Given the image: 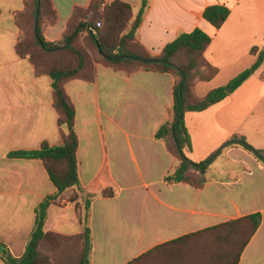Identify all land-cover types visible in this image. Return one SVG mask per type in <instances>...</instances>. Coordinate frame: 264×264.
<instances>
[{
  "label": "crops",
  "instance_id": "obj_1",
  "mask_svg": "<svg viewBox=\"0 0 264 264\" xmlns=\"http://www.w3.org/2000/svg\"><path fill=\"white\" fill-rule=\"evenodd\" d=\"M24 1L0 0V242L15 258L25 251L36 208L56 188L40 160L10 153L62 142L50 77L37 75L32 64L15 52L19 37L15 15L23 11ZM91 1L51 0L56 21L43 29L45 40L61 39L73 10L87 8ZM119 1L129 4L134 13L141 5V0ZM210 5L230 11L219 29L203 18ZM195 28L210 37L204 58L218 68L211 80L195 81L193 92L200 98L249 67L256 57L252 47L264 50V0H148L138 41L157 56L178 35ZM263 81L252 74L221 102L185 114L191 142L186 155L191 161H205L233 135L247 141L255 124L246 123L245 90ZM174 83L170 73L126 74L100 62H95L92 81L65 83L75 108L81 191L73 203L56 200L49 205L43 230L81 234L77 206L84 213L83 201L88 198L90 263L126 264L158 244L259 213L260 225L238 264H264V164L251 153L239 146L219 151L203 173L201 188L165 181L176 160L155 133L169 116ZM100 185L111 186L114 196H100ZM0 264H5L1 258Z\"/></svg>",
  "mask_w": 264,
  "mask_h": 264
},
{
  "label": "trees",
  "instance_id": "obj_2",
  "mask_svg": "<svg viewBox=\"0 0 264 264\" xmlns=\"http://www.w3.org/2000/svg\"><path fill=\"white\" fill-rule=\"evenodd\" d=\"M24 5L23 11L15 15L19 29L15 52L32 64L37 75L50 77L53 107L62 142L53 146L42 143L35 150L10 153L12 157L40 160L56 192L36 208L35 225L20 258L13 257L7 246L0 242V258L5 264H55L56 261L59 264H91L88 198L83 201L84 213L77 206L83 223L81 234L67 236L46 232L43 225L52 202L66 200L73 203L81 191L76 165L78 138L74 125L75 108L64 85L73 79L92 81L95 62L126 74L146 70L174 76L173 105L168 118L155 133V137L166 144L176 160V166L165 177L166 182H182L201 188L205 184L203 173L216 154L234 146L242 147L264 164V149L253 147L242 135L231 136L205 161H191L186 155L191 150V142L184 120L186 113L204 111L239 88L261 66L263 49L258 52L257 47H252L250 52L256 57L249 67L225 85L197 98L193 92L195 81H209L218 74V68L204 58L211 39L201 29L195 28L178 35L165 45L159 55L148 53L138 41V28L148 0H141L137 13L129 4L119 0L109 3L92 0L87 8L76 7L63 37L54 42L43 37L45 26L56 21L51 0H25ZM229 13L225 6L210 5L204 9L203 18L219 29ZM89 27L94 31L86 30ZM98 193L103 197H112L115 191L111 186L100 185ZM260 222L259 213L230 220L158 244L126 264H238Z\"/></svg>",
  "mask_w": 264,
  "mask_h": 264
},
{
  "label": "rangeland",
  "instance_id": "obj_3",
  "mask_svg": "<svg viewBox=\"0 0 264 264\" xmlns=\"http://www.w3.org/2000/svg\"><path fill=\"white\" fill-rule=\"evenodd\" d=\"M262 68L258 69L253 73V78H264L262 77V71L264 70V65ZM251 88V89H250ZM250 88L245 90L247 94V126L255 124V128L248 133L247 142L253 147H264V81L261 85L253 84ZM204 90V89H203ZM199 90L198 92H200ZM55 260L58 257L55 256ZM55 264H59L56 261Z\"/></svg>",
  "mask_w": 264,
  "mask_h": 264
},
{
  "label": "water",
  "instance_id": "obj_4",
  "mask_svg": "<svg viewBox=\"0 0 264 264\" xmlns=\"http://www.w3.org/2000/svg\"><path fill=\"white\" fill-rule=\"evenodd\" d=\"M38 8H39V3H38ZM72 36H73V35H72ZM226 92L229 93V92H230V89L227 88V89H226ZM179 120H180V117L176 120V122H178Z\"/></svg>",
  "mask_w": 264,
  "mask_h": 264
},
{
  "label": "built area",
  "instance_id": "obj_5",
  "mask_svg": "<svg viewBox=\"0 0 264 264\" xmlns=\"http://www.w3.org/2000/svg\"><path fill=\"white\" fill-rule=\"evenodd\" d=\"M86 30L94 31V29L93 28H90V27L87 28Z\"/></svg>",
  "mask_w": 264,
  "mask_h": 264
}]
</instances>
